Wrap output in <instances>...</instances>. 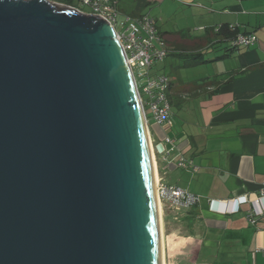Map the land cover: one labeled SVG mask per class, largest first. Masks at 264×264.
Wrapping results in <instances>:
<instances>
[{"label":"water","instance_id":"1","mask_svg":"<svg viewBox=\"0 0 264 264\" xmlns=\"http://www.w3.org/2000/svg\"><path fill=\"white\" fill-rule=\"evenodd\" d=\"M143 120L102 16L0 0V264H165Z\"/></svg>","mask_w":264,"mask_h":264},{"label":"crops","instance_id":"2","mask_svg":"<svg viewBox=\"0 0 264 264\" xmlns=\"http://www.w3.org/2000/svg\"><path fill=\"white\" fill-rule=\"evenodd\" d=\"M116 1L121 18L149 15L165 38L167 54L150 75L164 74L158 65L168 57L199 67L183 77L170 63L171 127L147 123L158 182L199 197L176 211L159 190L165 264H264V209L252 223L249 202L230 206L264 192V0ZM220 26L256 41L229 48ZM164 134L174 139L165 159L153 147Z\"/></svg>","mask_w":264,"mask_h":264},{"label":"built area","instance_id":"3","mask_svg":"<svg viewBox=\"0 0 264 264\" xmlns=\"http://www.w3.org/2000/svg\"><path fill=\"white\" fill-rule=\"evenodd\" d=\"M48 1L73 7L82 13L98 14L110 24L124 51L126 62L132 74L135 67L141 70L140 76L143 78L141 88L137 86L136 81L135 83L140 103L144 109L146 124L151 119L155 124L169 129L172 123L171 104L167 96L170 80L165 74L150 75V69L154 64L162 60L168 51L154 19L146 14L134 17L124 16L121 18L116 8V0H76L80 6L59 0ZM83 7H86L88 10H83ZM255 41L256 36L252 33H237L230 38V43L233 47L249 46L254 44ZM173 141L172 137L164 134L161 140L154 146V150L156 147L157 153L165 159L172 151ZM176 164L178 167L186 168L189 162L181 159ZM159 190L165 196L171 197V207L176 211L190 207L199 201L197 195L186 193L177 186L165 185L158 182V195ZM230 202L232 211H237L240 204L249 202L251 208L248 211L247 219L253 223L255 216L260 215L264 209V204L262 205V202L264 203V192L253 199H250L247 195H243L231 199ZM211 203L212 200L210 201V206Z\"/></svg>","mask_w":264,"mask_h":264},{"label":"rangeland","instance_id":"4","mask_svg":"<svg viewBox=\"0 0 264 264\" xmlns=\"http://www.w3.org/2000/svg\"><path fill=\"white\" fill-rule=\"evenodd\" d=\"M76 6H80L79 4H75ZM83 10L87 11L88 9L86 7H83ZM177 19L179 20V17H177L176 19H172V23H174L175 21H177ZM170 63H172V67H171V71H176V72H179L180 75H182L183 77H186V75L190 72H194L195 71V75L198 74L197 72V68H199L198 66L196 67H193V68H185L184 67V62L183 60H177L176 61V58H172V57H168L164 62L163 64L160 63L158 65V67L162 68V70H160L161 72H165L164 74L166 76H168V72H169V68H170ZM200 68H204L203 66H200ZM140 72L141 70L138 68V67H135L134 70H133V74H134V78H135V81L137 83V86L139 88H141L142 84H143V78L140 76ZM145 98V97H144ZM154 144V143H153ZM154 147V145H153ZM161 202V200H159ZM161 204V209H162V220H163V216H164V207L162 205V202L160 203ZM163 223L162 222V227L164 228V232H165V227L163 226ZM164 234V233H163Z\"/></svg>","mask_w":264,"mask_h":264},{"label":"trees","instance_id":"5","mask_svg":"<svg viewBox=\"0 0 264 264\" xmlns=\"http://www.w3.org/2000/svg\"><path fill=\"white\" fill-rule=\"evenodd\" d=\"M219 35L221 34L223 37H225L226 38V41H227V45H228V47L229 48H234L232 45H231V43H230V38L231 37H233L234 35H236L237 34V30L236 29H233V30H230V29H228L227 27H219V31L217 32ZM159 34H160V32H159ZM161 35V34H160ZM162 36V35H161ZM162 38H163V40L165 41V38L162 36ZM165 44H166V46H167V43H166V41H165ZM199 202V201H198ZM197 202V203H198ZM196 203V204H197ZM195 205V204H194Z\"/></svg>","mask_w":264,"mask_h":264},{"label":"bare ground","instance_id":"6","mask_svg":"<svg viewBox=\"0 0 264 264\" xmlns=\"http://www.w3.org/2000/svg\"><path fill=\"white\" fill-rule=\"evenodd\" d=\"M143 122H145V120H143ZM146 126V124H145ZM146 130H147V127H146ZM147 134H148V130H147ZM148 138H149V143H150V148H151V153H152V159H153V164H154V170H155V177H156V184H158V177H157V173H156V168H155V159H154V155H153V152H152V144H151V141H150V137L148 135ZM157 189V188H156ZM157 196H158V199H159V195H158V189H157ZM160 209H161V204H160ZM161 219H162V209H161ZM163 228V227H162ZM163 242H164V235H163Z\"/></svg>","mask_w":264,"mask_h":264}]
</instances>
